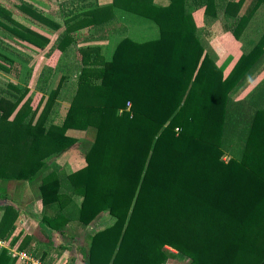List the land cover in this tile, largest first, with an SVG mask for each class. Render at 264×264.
<instances>
[{
    "label": "trees",
    "instance_id": "16d2710c",
    "mask_svg": "<svg viewBox=\"0 0 264 264\" xmlns=\"http://www.w3.org/2000/svg\"><path fill=\"white\" fill-rule=\"evenodd\" d=\"M84 3L59 12L66 26L47 53L60 49L64 59L80 60L61 122L51 117L52 94L39 114L25 98L32 56L22 58L10 43H0V69L15 67L20 80L0 87V239L47 257L29 234H14L21 210L7 202L4 184L27 181L37 184L44 207L55 208L42 217L51 231L64 232L72 222L89 227L105 212L113 217L89 235L87 264H165L178 255L167 245L189 264H264V79L235 97L264 65V31L227 71L232 57L218 65L193 16L205 7L206 24L223 19L240 39L264 0L247 7L246 0ZM21 7L62 27L30 2ZM115 10L155 24L159 34L125 36L105 53L103 45H89L71 56L72 32L91 25L107 32ZM1 14L7 21L0 24L25 47L50 44L49 36L14 19L12 11L0 6ZM48 80L43 72L38 79ZM71 129L83 130L91 146L85 164L66 172L49 160L78 142ZM0 264L18 263L2 247Z\"/></svg>",
    "mask_w": 264,
    "mask_h": 264
},
{
    "label": "rangeland",
    "instance_id": "374dc122",
    "mask_svg": "<svg viewBox=\"0 0 264 264\" xmlns=\"http://www.w3.org/2000/svg\"><path fill=\"white\" fill-rule=\"evenodd\" d=\"M84 1L85 0H79V6L72 9L78 10L80 4L84 3ZM251 1L252 0H246L244 6L247 7L251 3ZM95 2L98 3L99 0H93V3ZM49 4L53 5L54 9L50 7ZM49 4L44 7L42 6L40 8V11L45 13L49 18L55 19L60 22L65 29L66 25L63 22L62 16H60L57 12L58 8H56V4L54 3V1ZM201 10L195 12L196 20L200 19V15L205 14V9L203 7H201ZM18 12L20 13V11H17L15 17L20 20L21 23L23 22V24L25 23L31 28L49 36L51 38L50 44L45 49H39L35 47H32L34 49L27 48L22 43H20L21 45H18V43H15L13 37L8 38L6 35H4V30L1 27L0 43L4 41L10 43L13 47H15V50H17V52H20L19 54L21 56L25 54V52L32 56L29 66L33 67V74L31 79H29L28 87L30 89L25 98H30L31 104H33V106H39V114L45 107L46 103L49 101L50 94H52V110H54V113L51 117L55 122H61L66 115L67 108L70 105L72 96L76 90L74 73L77 71V68H80V60L74 59L72 57L64 59V56H61L64 53H61L60 49H53L48 55L47 53L49 52L50 47L53 46V44L59 37H62L63 31L57 29L51 24L44 23L42 22V20L34 18L26 12L20 14ZM126 19L127 22L125 23ZM126 19L124 20V24L117 21V23L108 27V30L105 33L104 29L94 25L74 30L72 32L73 35H71V38L75 39V43L71 48L69 47L68 49L70 55L74 56V54H76L75 52H78L79 50L82 51L81 47L84 48L85 46L89 45L105 46V44H107L108 46H114L117 41L124 38L125 36L132 37L136 40H145L157 37V35L159 34V29L155 24L151 22L142 21L141 23H136V17H134L133 19H128L126 17ZM202 24L203 23L200 21L199 25L201 26V34L209 41V43L215 50L219 59V63L227 59L230 55L233 56L236 54H240L241 52L249 51L253 44L259 39L261 33L264 31V6H262L256 13V15L252 18L251 22L243 32V35L240 39L231 37V31L228 28V23H223V19H221L220 22H216L215 24L211 25L206 24L204 26ZM104 34L105 37L102 36ZM10 36L13 35L10 33ZM92 36L95 38V41L91 39ZM105 51L106 48L104 47L102 49V53H105ZM95 53L96 52L94 51L92 52V59L96 58ZM22 58H24V56H22ZM74 61L76 62V64ZM4 62L8 66H10L8 63H6V61ZM73 64L75 65L73 66ZM59 65L62 66L60 69L57 68ZM69 65L70 67L74 68L72 69V73H69L67 77L64 78V75L67 73L66 68L69 67ZM12 68V71L0 69L1 88H7L9 82L20 81L16 76L17 71L15 70V67L12 66ZM50 70L53 71L50 72ZM42 72L43 74L48 76L49 80L47 82L41 83L38 81L39 76ZM42 87L45 88L43 89ZM247 87L248 86H245L242 90H240V92L235 97L237 99L243 98L247 93ZM51 90H53L52 93H50ZM69 133L76 135L78 137V142L63 151L61 154L53 156L49 160V162L55 161V164L61 169H64L66 172H72L85 164V154L91 146V141L87 138L83 130L71 129L69 130ZM225 158H227V156ZM4 185L7 187L10 197L7 202L13 200V203L20 208L21 212H25L27 215L25 217L22 214L20 215L17 221V229L14 234L20 233V230L25 231V233L29 234L30 237H32L33 241L36 242L39 247H42V243H40V241L42 240H45V243L47 242L48 246L52 247L53 243H51L50 241L53 242L54 239L57 238L56 245L45 260H58L56 262L58 264H76V260L80 258L79 252L76 251L77 247L86 249L85 253L87 259V251L90 247L89 235L103 229L104 227L111 224L114 220L112 216H109V214L105 212L102 213L101 216H99L89 227H84L77 222H72L68 225L64 232L51 231L44 225V223H42V217L44 216V214L52 215L55 212V208H52L50 206H43L39 198L37 184H31L27 181H10L8 183H5ZM1 214L2 212L0 213V215ZM7 242L8 244H10V240H8ZM168 247L171 246L167 245V250L174 252ZM26 249L32 250L34 249V247L29 246ZM174 253L178 255H176L175 257L171 256L165 264H189L188 257L182 255L181 253H178V251ZM68 260H73V263L67 262Z\"/></svg>",
    "mask_w": 264,
    "mask_h": 264
},
{
    "label": "crops",
    "instance_id": "0c3cea01",
    "mask_svg": "<svg viewBox=\"0 0 264 264\" xmlns=\"http://www.w3.org/2000/svg\"><path fill=\"white\" fill-rule=\"evenodd\" d=\"M52 1H54V3L56 4V8H58V13L63 11V9L65 10H70L69 8H74L78 5V2L79 0H0V6L12 11L13 13V17L14 19L18 20L16 17H15V14H17V11H20V13H23L24 10L22 9L21 5L25 2H30L34 5V7L36 9H39L43 6H46L48 5L49 3H52ZM156 3H159V4H167L169 2V0H154ZM84 2H87L84 1ZM113 2V0H99V4L100 5H107V4H111ZM50 7H54L53 5H50ZM55 8V9H56ZM205 9V7H203ZM54 9V8H53ZM201 8L197 9L195 12L197 11H200ZM202 11V10H201ZM16 12V13H15ZM116 18L113 17V21L114 23H117V21H119V23H123L124 24V20L126 19L125 17H127L128 19H133L134 16L132 15H120L121 13L119 11H116ZM195 12L193 13V16H194V19H195V22L198 26V28H200L201 26L199 25V22L201 21L203 24L202 25H206V22H205V14L203 15H200V19L196 20L195 18ZM19 13V12H18ZM19 13V14H20ZM60 15V13H59ZM61 16V15H60ZM123 18H122V17ZM5 15H0V21L3 22V23H6L7 19H5ZM60 19V18H59ZM19 22H21L20 20H18ZM136 21H138L136 19ZM221 20L219 21H216V22H220ZM127 22V19L125 21V23ZM216 22L212 23V24H215ZM23 23V22H22ZM137 23V22H136ZM25 24V23H24ZM26 25V24H25ZM0 27L4 30V35H6L8 38H10V33L8 32V30H6L1 24H0ZM63 26L59 29V30H62L63 31ZM243 35V34H242ZM105 37V36H104ZM231 37L235 38L232 34H231ZM14 40H15V43H18V45H21L20 42L21 40L18 39L17 37L13 36ZM105 48L107 47V44H105L104 46ZM103 47V48H104ZM243 52H241L240 54H236V55H230L232 57V60L230 61L229 65H227V71H230L232 69V67L234 66L235 62L238 60V58L241 56ZM229 56V57H230ZM219 60V59H218ZM226 61L223 60L222 62H219L218 65H222L224 62ZM221 63V64H220ZM260 72V74H259ZM264 79V65L261 67V69L259 71H257L253 76L252 78H250V80L248 81V83L246 84V86H248V90H247V93L250 92L260 81H262ZM252 80V81H251ZM250 83V85H249ZM21 214L25 217L27 216L26 213H22ZM20 231H23V230H20ZM25 233V231H23ZM22 232V233H23ZM56 240L57 238L54 239V241H50L52 244V247L51 246H48V243L46 242L45 243V240H42L40 241V243H42V247H39L38 244L36 242H34V245L38 248V249H41L43 251H45L47 253V256H49L51 250L54 248V246L56 245ZM37 250V249H36ZM85 248H80V247H77V252H79L80 254V258L76 260V264H87V260L86 259V253H85ZM41 259V258H40ZM46 259V257H45ZM42 258V260L47 263V264H58L56 263L58 260L56 261H52V260H45ZM81 259V260H80ZM73 260H68L67 262L71 263ZM73 263V262H72ZM60 264V263H59Z\"/></svg>",
    "mask_w": 264,
    "mask_h": 264
},
{
    "label": "built area",
    "instance_id": "2783aa9c",
    "mask_svg": "<svg viewBox=\"0 0 264 264\" xmlns=\"http://www.w3.org/2000/svg\"><path fill=\"white\" fill-rule=\"evenodd\" d=\"M8 248L11 256L17 260L20 264H47L42 259L37 258L35 254H32L26 250L15 249L9 246L8 242L0 239V248ZM170 250L176 252L174 248L168 247Z\"/></svg>",
    "mask_w": 264,
    "mask_h": 264
}]
</instances>
